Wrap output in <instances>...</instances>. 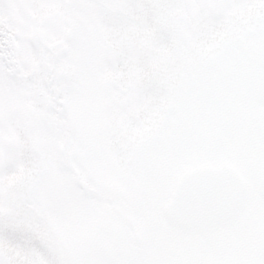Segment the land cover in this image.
<instances>
[{"label":"snow or ice","instance_id":"snow-or-ice-1","mask_svg":"<svg viewBox=\"0 0 264 264\" xmlns=\"http://www.w3.org/2000/svg\"><path fill=\"white\" fill-rule=\"evenodd\" d=\"M0 264H264V0H0Z\"/></svg>","mask_w":264,"mask_h":264}]
</instances>
